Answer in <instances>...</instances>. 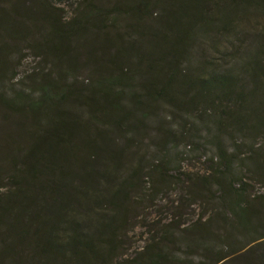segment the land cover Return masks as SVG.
I'll return each mask as SVG.
<instances>
[{
  "label": "trees",
  "instance_id": "16d2710c",
  "mask_svg": "<svg viewBox=\"0 0 264 264\" xmlns=\"http://www.w3.org/2000/svg\"><path fill=\"white\" fill-rule=\"evenodd\" d=\"M240 6L254 11L248 12L245 19L241 13L233 12ZM89 7L95 8V5L91 3ZM221 7L222 0H116L109 10H101L102 14L87 9L81 13L83 20L75 21L74 18L62 24L57 19L48 21L49 16L45 19L42 14L46 10L30 0H0V106L7 109L8 117L30 116L29 107L35 118L38 106L45 102L58 103L66 96L79 104L83 100L77 89L62 86L60 82L51 84L49 79L44 86H39L44 96L35 99L30 92L20 91L7 97V82L11 83L15 75L9 76L10 68L4 58L7 50L13 48L11 44L19 38L16 34H30L32 26L43 28L47 23L55 30L53 41L41 30L44 52L49 55L61 51L60 45L66 42V35L74 34L93 19H98L101 27L111 28L112 25L107 24L109 15L113 22L123 16L128 30L127 40L108 35L98 42L102 54L99 62L94 63L93 58L85 54L86 61L95 70L92 76L94 90L82 104L88 106L89 102L88 111L95 113L97 119H89L86 123L80 119H55L52 123L49 119L34 120L31 116L30 119H3L10 129L0 137V151L3 164L10 169V176L8 192L0 198V264L109 263L108 259L117 250L121 226L125 224L122 211L131 199L128 179L118 184L115 180L123 157L130 151L137 155L141 135L150 131L146 124L153 121L145 119L141 123L138 116L140 110L142 113L146 107H153L151 102L164 100L176 105V110L184 107L192 111L197 105L201 108L211 105L217 109V101L224 99V106L233 105L226 119H243V113H236L234 104L240 103L244 111L250 108L247 101L256 88L259 86L264 90V61L241 60L240 56L237 64L221 73L218 63L225 59L227 52H221L220 48L234 46L232 54L235 56L242 53L248 34H253L254 42L264 37L263 25L260 31L255 27L258 21L264 24V0H224V8L230 11L228 19L224 18L225 13L224 16L219 14ZM194 8L197 14L192 12ZM153 14H158L155 27L145 22ZM174 20L180 24V46L165 61L166 52L160 39L173 30L171 22ZM208 21L211 23L209 27ZM242 21L246 29L236 27ZM17 25L20 30L15 28ZM197 36L209 41V53L216 54L217 51L224 57L203 63L200 74L188 76L186 52L191 38ZM256 44L253 51L264 56V38ZM105 46L116 49L113 59L112 54L101 52ZM70 48L72 52L74 49ZM64 53L71 70L78 57L71 53L69 59L68 52ZM183 59L187 64L182 68ZM243 78L251 88L249 93L244 91L245 85H241ZM137 88L140 89L139 95L135 91ZM95 97L101 99L99 103L103 100V105H94ZM224 112V115L228 114L226 110ZM214 118L221 116L214 114ZM237 121L231 124L242 123ZM112 135L123 139L122 144H118ZM259 151L256 152L264 160V142ZM219 158L224 170L219 171L211 165L207 179H188L189 185L197 190L201 181H206L218 187L224 196V229L250 237L249 242H258L256 244L263 252L246 263L264 264V211L245 199L247 183L226 176L231 168L227 161L229 157L223 154ZM215 170L220 177L216 176ZM204 189L209 191L208 187ZM82 198H89L92 203L76 201ZM254 200H264V195ZM202 219L203 215L176 237L186 249L210 243V231L199 226ZM225 237L224 255L220 257L224 262L236 253L235 244ZM204 248L208 250L206 246ZM179 262L187 264L185 259L177 260L169 248L153 239L132 258L131 263L126 264Z\"/></svg>",
  "mask_w": 264,
  "mask_h": 264
},
{
  "label": "rangeland",
  "instance_id": "374dc122",
  "mask_svg": "<svg viewBox=\"0 0 264 264\" xmlns=\"http://www.w3.org/2000/svg\"><path fill=\"white\" fill-rule=\"evenodd\" d=\"M32 2L38 8L46 10L42 15L45 19L49 16L48 21L57 19L60 23L67 24L74 18L75 21L83 20L81 13L87 9L89 11L95 9L98 14H102L101 10H109L116 0H30V3ZM91 3L95 5V8L89 7ZM220 10H222L220 15L224 16L225 13L224 18H230V11L224 8V0H222ZM253 11V8L244 6L233 9L234 13H241L240 15L244 18L248 12ZM192 12L197 14V9L194 8ZM110 16L111 14L107 24L112 25L111 28L98 25V19L90 20V23L84 24L79 31L66 35V42L64 41L60 45L62 47L60 52H52L49 55L44 52L45 46L41 30L45 31L44 34H47L51 41L55 39V30L47 23L43 24V28L32 26L33 30L30 34L24 36L16 34L19 38L11 44L13 48L7 50V56L4 58L10 68L9 76L15 75L11 83L7 82V97L10 98L14 93H20V91H28L32 98L37 99L44 96L39 86H44L49 79L51 84L60 82L62 86L70 85L74 90L77 89L80 99L83 100L79 104L72 97L66 96L65 100H60L58 103L45 102L37 107L35 118L31 116L33 113L28 107L31 119H49L52 123L55 119H80L85 123L89 119H97L95 113L92 114L88 111L89 102L88 106L82 104L90 95L89 92L92 93L94 90L92 76H94L95 70L86 61L85 54L90 55L93 62L97 63L102 56L98 50V42L101 39L107 38L108 35L121 37L122 40L128 39L125 17L118 18L117 15H112L115 19L118 18L113 22ZM148 18L145 19V22H149L155 27L158 14H153L151 18ZM171 24L174 26L173 30L160 39V45L166 52L165 61L170 58L172 51L180 46L178 37L180 24L179 22L176 24V20ZM210 25L211 23L208 21V27ZM262 25L264 27L262 21L257 22L255 25L257 31L261 30ZM236 27L247 28L243 21ZM15 28L20 30L19 25ZM248 36L242 47L244 49L241 48V54L235 56L232 54L234 46L223 45L220 48L221 52L224 50L227 52L225 59L219 61L220 66L218 63L221 73H224V69L227 70L237 64L240 56L241 60L242 58H253L258 59L261 63L264 61L263 55L253 51L257 45L256 42L258 43L264 37L254 42L252 41L253 34H248ZM236 44L238 45L237 42ZM70 47L74 49L72 52ZM208 47L209 41L204 40L201 36L191 38L186 52L189 67H186V59L182 60L181 65L182 68L186 67L188 76L200 74L203 63L208 64L211 59L217 60L219 57H224L217 51L216 54L209 53ZM115 50L105 46L101 52L106 51V53L112 54L113 59L116 55ZM65 51L68 52L69 59L71 53L78 57L76 64L71 69L72 72H68L71 71L69 70L71 65ZM210 56L213 58L209 59ZM262 65L264 66L263 63ZM237 74L244 77L239 72ZM242 84L245 85L244 91L249 93L251 88L249 84L246 85L245 78L241 80ZM139 90L138 88L135 90L138 95ZM263 92L264 90L258 86L252 98L247 101V106L250 108L244 111L240 103L234 104L236 113L239 111L243 113V119H226L231 113L233 105L231 107L224 106V99L217 101L219 105L217 109L211 105H204L203 108L197 105L193 106L192 111L184 107L176 110V105L174 107L163 100L151 102L153 107H146L142 113L140 110L138 119L141 123L147 119H151L153 122L145 123L150 131L148 130L147 135L145 133L141 135L137 143L140 145V148L137 147L138 154L133 155L130 151L123 157V163L119 166L120 171L115 180L116 184L128 179L127 188L131 199L122 211L125 224L119 231L117 250L108 259L109 263L106 264L131 263L132 258L149 246L153 239L169 248L177 260L185 259L187 264H247V261L258 257L263 252V249L260 251L261 247L257 246L258 242H249L250 237L242 233L232 234L231 231L229 233L224 229V196L214 183L209 185L206 181H201L202 184L195 190L191 188L188 181V179L197 180L202 177L207 179L211 172L209 169L211 165L219 171L224 170L220 166L222 162L219 158L224 154V157H229L227 160L229 164L231 163L230 171L226 176L237 180L236 182L241 179L240 181L247 183L249 186L245 199L264 211V200H254V198L264 195V160L256 152H260L259 148L264 142ZM99 100H101L99 97H95L94 105H97ZM101 103L103 105V100L99 104ZM3 108L0 106V137L3 132H8L10 129L3 119H30V116L22 115L20 117V114L8 117L7 109ZM225 110L228 113L226 115H224ZM214 114L220 115L221 118L215 119ZM237 120L242 123L231 124L238 122ZM252 121H258L257 125ZM112 136L115 137L118 144H122L123 139L117 135ZM3 159V154L0 151V198L8 192L7 185L10 176V169L7 170ZM215 174L217 177L221 175L218 171ZM104 183L108 185V182ZM204 187H208L209 191ZM76 201L92 203L89 202V198ZM202 215L203 219L199 226L210 231V243L208 242L202 247L193 245V249H186L176 237ZM224 236L226 239L230 238L229 241L235 244L234 248L236 249L233 257L225 262L220 258L221 255H224ZM205 246L208 250H205Z\"/></svg>",
  "mask_w": 264,
  "mask_h": 264
}]
</instances>
